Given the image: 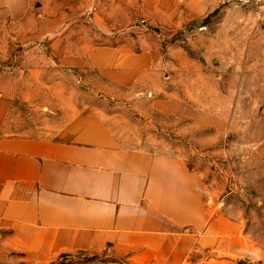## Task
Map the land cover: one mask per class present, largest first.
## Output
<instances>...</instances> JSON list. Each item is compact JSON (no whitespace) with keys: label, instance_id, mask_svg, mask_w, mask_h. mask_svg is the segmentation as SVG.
Returning a JSON list of instances; mask_svg holds the SVG:
<instances>
[{"label":"crops","instance_id":"crops-1","mask_svg":"<svg viewBox=\"0 0 264 264\" xmlns=\"http://www.w3.org/2000/svg\"><path fill=\"white\" fill-rule=\"evenodd\" d=\"M78 1L95 7L100 0ZM114 1L123 18L129 16L124 10L131 11L135 25L118 27L94 16L89 27L95 32L141 28L137 21L144 28H183L198 15L196 10L179 12L181 0ZM205 1L203 13L211 4L217 9L221 0ZM50 2L63 0H0V47L9 28L21 30L22 43L37 44L36 38L67 27L65 6L49 14ZM36 7L43 10L40 33L30 36L26 29L35 26L27 22ZM47 47L59 50V63L50 58V65L22 63L0 70V232H9L15 249L29 260L45 262L62 253L110 245L132 264H188L198 248L214 256L203 264H221L219 258L230 253H257L238 223L217 214L203 175L183 158L127 147L99 109L64 106L61 92L51 90L45 80L49 66H89L110 83L131 88L162 68L159 45L135 51L127 43L80 40L71 54H64L66 41ZM161 91L148 95L154 98ZM165 92L153 101V109L180 116L171 106L175 91ZM47 112L59 117L48 123ZM37 114L43 118L37 121Z\"/></svg>","mask_w":264,"mask_h":264},{"label":"rangeland","instance_id":"rangeland-1","mask_svg":"<svg viewBox=\"0 0 264 264\" xmlns=\"http://www.w3.org/2000/svg\"><path fill=\"white\" fill-rule=\"evenodd\" d=\"M203 3L206 1H179V12L196 10L198 14L183 28H144L137 21L141 28H106L99 34L90 28V18L111 21L118 27L125 22L132 26L131 11L124 10L129 16L123 18L113 0L97 1L95 7L87 1L50 2L49 14H57L59 6H65L67 27L56 35L36 38L37 44L22 43L21 30L9 28L0 47V70L22 63L50 65V58L59 63V50L45 46L61 40L69 43L64 54H71L80 40L94 45L127 43L135 51L159 45L162 68L131 88L110 83L103 72L89 66H49L45 80L51 90L61 92L64 106L99 109L127 147L142 146L179 156L201 173L217 214L238 223L243 237L257 252L226 254L219 258L221 264H264V9L221 0L217 9L211 4L203 13ZM39 8L32 10L27 22L35 26L26 29L30 36L40 33L43 10ZM154 89L164 91L149 97L148 92ZM167 90L175 91L171 106L181 117L153 109V101L165 96ZM143 91L145 95H135ZM47 114L48 123L59 117ZM39 118L43 117L37 114L36 120ZM9 237L8 231L0 232V264H132L110 245L35 262L15 249ZM213 257L198 248L188 264H203Z\"/></svg>","mask_w":264,"mask_h":264},{"label":"built area","instance_id":"built-area-1","mask_svg":"<svg viewBox=\"0 0 264 264\" xmlns=\"http://www.w3.org/2000/svg\"><path fill=\"white\" fill-rule=\"evenodd\" d=\"M234 2L236 5L245 8H260L264 9V0H227Z\"/></svg>","mask_w":264,"mask_h":264}]
</instances>
